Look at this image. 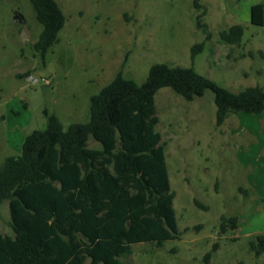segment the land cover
Here are the masks:
<instances>
[{
	"label": "rangeland",
	"instance_id": "374dc122",
	"mask_svg": "<svg viewBox=\"0 0 264 264\" xmlns=\"http://www.w3.org/2000/svg\"><path fill=\"white\" fill-rule=\"evenodd\" d=\"M56 1L66 23L42 55L34 45L43 26L30 0H0V167L21 155L29 134L46 130L44 111L65 130L88 122L90 97L120 72L141 85L154 65L167 64L194 68L233 93L264 88V26L251 23L260 0H202L200 11L195 0ZM204 10L207 30L197 19ZM15 13L27 20L29 40ZM234 25L245 29L240 46L221 38ZM197 44L204 50L193 58ZM26 74L35 82L21 78ZM156 109L179 235L161 247L134 244L122 261L264 264V253L257 257L250 247L264 235V113L229 114L218 128L213 92L189 102L171 88L157 93ZM89 146L101 147L93 139ZM222 216L239 217L238 229L222 234ZM0 235L14 236L8 202L0 206Z\"/></svg>",
	"mask_w": 264,
	"mask_h": 264
},
{
	"label": "trees",
	"instance_id": "16d2710c",
	"mask_svg": "<svg viewBox=\"0 0 264 264\" xmlns=\"http://www.w3.org/2000/svg\"><path fill=\"white\" fill-rule=\"evenodd\" d=\"M30 2L43 26L34 46L45 55L57 43L66 16L56 0ZM194 5L203 9L202 0ZM204 13L198 25L207 30ZM251 23L264 26V3L251 8ZM244 34L243 26L234 25L221 38L240 46ZM203 50L204 44L193 46L192 57ZM163 88L189 102L213 92L218 128L229 114L264 113V88L233 93L194 68L167 64L154 65L141 85L118 73L90 97L86 123L65 130L57 115L44 111L46 130L29 134L21 155L6 158L0 167V206L9 203L14 231V236L0 235V264H126L122 258L134 244L161 247L178 238L175 194L157 131L156 95ZM91 139L101 147L91 148ZM221 222L225 234L237 230L240 219L222 216ZM250 247L260 257L264 235Z\"/></svg>",
	"mask_w": 264,
	"mask_h": 264
},
{
	"label": "water",
	"instance_id": "95a60500",
	"mask_svg": "<svg viewBox=\"0 0 264 264\" xmlns=\"http://www.w3.org/2000/svg\"><path fill=\"white\" fill-rule=\"evenodd\" d=\"M14 22L15 23H19L20 25H22V27H23V29H22V38L24 40H29L31 34H30V30H29V27H28V23H27V20L25 19V17L23 15L19 14V13H15L14 14ZM27 79L30 82H35L34 81V78L31 77L30 75L28 76Z\"/></svg>",
	"mask_w": 264,
	"mask_h": 264
},
{
	"label": "crops",
	"instance_id": "0c3cea01",
	"mask_svg": "<svg viewBox=\"0 0 264 264\" xmlns=\"http://www.w3.org/2000/svg\"><path fill=\"white\" fill-rule=\"evenodd\" d=\"M260 3H264V0H262V1L260 0V1L256 2V3H254V5H257V4H260ZM254 5H252V7H253ZM252 7H251V8H252Z\"/></svg>",
	"mask_w": 264,
	"mask_h": 264
}]
</instances>
